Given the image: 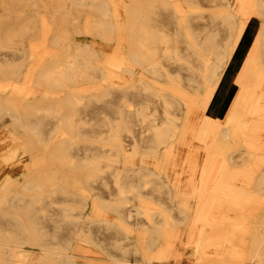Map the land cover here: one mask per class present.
I'll return each instance as SVG.
<instances>
[{
    "label": "bare ground",
    "instance_id": "1",
    "mask_svg": "<svg viewBox=\"0 0 264 264\" xmlns=\"http://www.w3.org/2000/svg\"><path fill=\"white\" fill-rule=\"evenodd\" d=\"M233 1L0 0V126L32 154L6 172L0 135V264H264V0Z\"/></svg>",
    "mask_w": 264,
    "mask_h": 264
},
{
    "label": "rangeland",
    "instance_id": "2",
    "mask_svg": "<svg viewBox=\"0 0 264 264\" xmlns=\"http://www.w3.org/2000/svg\"><path fill=\"white\" fill-rule=\"evenodd\" d=\"M233 2L235 4V9H236L238 14H242L244 7H247L248 10L254 9V5L252 3H250V0H234ZM121 15H122V13H121ZM123 17H124V15H123ZM261 19L262 18L259 15V13L251 16L249 27H248L249 32L247 31L248 33H250V36L247 37L249 40H247L246 43L251 42L254 34L259 29V26L262 22ZM82 37L93 39L92 35H86V36L82 35ZM244 42H245V40H243V43ZM97 48L101 51H108V52H111L114 49L119 48V50L121 51V55L123 54L124 56H127V48H126V45H124V44L117 45L116 43L111 42V41H101ZM118 80L120 82H129V83L135 82L134 77L124 70L120 71V73L118 75ZM226 86H227L228 91H226L224 94V99H225L224 103L222 105L219 104L218 107L211 110L212 113L215 115H221V116H223L224 114L226 115V110H227L229 104H231V102L234 100L235 96L240 91V86L236 83H231V81H229V80L226 81ZM3 133L7 134L8 136H10L14 140L13 143L10 145V147H11V149L17 150V155H16L17 158H14V160H11V163H10L9 167L7 168L8 170L6 172H9L10 174H12L14 176L20 177L22 175V173L26 172L25 167L29 165V163L31 161L32 154L22 152L20 145L17 144V142H16V140H17L16 136L17 135H15V133L11 127L0 126V135ZM141 161H142L141 158H135L133 160V162H135L136 164H139ZM0 182H1V178H0ZM92 213L95 214L94 208H92ZM243 242L247 245L248 244L247 238H244ZM186 248H187V244H183V249H186ZM76 252H77L78 256L81 258H90V259L97 261V262H100V263H104V262L108 261V259L105 256H103L95 247L86 246L83 243L77 244ZM36 255L40 256L39 253ZM86 256H88V257H86ZM181 257H184V256H181ZM185 258H186L187 264H192L191 259H189L187 256ZM164 263L165 262L158 261V264H164ZM241 264H248V259H244L241 262Z\"/></svg>",
    "mask_w": 264,
    "mask_h": 264
}]
</instances>
